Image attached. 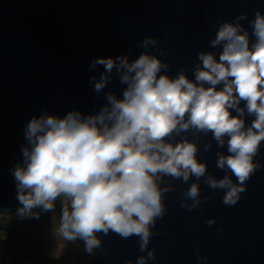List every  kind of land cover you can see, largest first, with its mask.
Segmentation results:
<instances>
[{
  "label": "clouds",
  "instance_id": "1",
  "mask_svg": "<svg viewBox=\"0 0 264 264\" xmlns=\"http://www.w3.org/2000/svg\"><path fill=\"white\" fill-rule=\"evenodd\" d=\"M245 19L241 13L219 25L209 44L222 51L218 59L213 51L197 53L194 80L183 69L169 75L171 65L148 51L158 44L152 36L143 39L144 51L131 61V51L93 59L92 69L105 67L98 80L90 78L94 90L101 93L115 69L126 85L122 97L105 93L107 103L96 114L72 110L60 118L42 112L26 124L23 160L12 169L22 205L18 215L39 219L55 213L59 201L62 239L83 241L85 253L94 256L102 245L98 233L136 236L139 251L147 254L135 264H147L157 258L148 246L166 213L165 194L176 188L166 177L184 183L195 177L181 201L188 211L210 199L201 197V178L214 192L224 191L223 204L236 205L246 182L264 167L254 162L264 142V14L257 10L249 21L255 37L251 45L240 23ZM246 116L254 118L247 126ZM189 131L197 137L211 133L218 149L227 146V155L216 152V167L226 172L222 178L208 173L207 163L198 159L197 142L184 135ZM212 146L204 143L203 150Z\"/></svg>",
  "mask_w": 264,
  "mask_h": 264
},
{
  "label": "water",
  "instance_id": "2",
  "mask_svg": "<svg viewBox=\"0 0 264 264\" xmlns=\"http://www.w3.org/2000/svg\"><path fill=\"white\" fill-rule=\"evenodd\" d=\"M257 10L264 14V0H0V213L22 207L12 169L23 160L24 130L34 116L47 112L63 118L72 110L96 114L107 103L105 93L122 97L126 85L115 69L102 92L94 90L90 78L98 80L105 67L92 69L93 59L131 51V61L144 51L143 39L152 36L158 44L148 51L171 65L169 75L183 69L194 80L197 53L213 51L218 59L222 51L209 44L221 23L246 13L240 23L249 32L250 45L255 41L249 21ZM252 119L245 117L246 126ZM184 135L197 142V157L207 163L208 173L222 178L226 172L216 167V152L227 155V146L218 149L211 133ZM209 141L212 149L205 152ZM254 162L264 165V142ZM165 179L176 188L165 194L166 213L152 229L148 246L156 249L157 258L147 264H264V167L246 182L247 190L234 206L223 204L224 191L214 192L201 178V197L210 199L188 211L181 201L195 177L187 183ZM209 219L215 220L211 226ZM97 235L102 245L85 264H135L147 254L139 251L136 236ZM75 242L84 247L83 241Z\"/></svg>",
  "mask_w": 264,
  "mask_h": 264
},
{
  "label": "rangeland",
  "instance_id": "3",
  "mask_svg": "<svg viewBox=\"0 0 264 264\" xmlns=\"http://www.w3.org/2000/svg\"><path fill=\"white\" fill-rule=\"evenodd\" d=\"M0 219L14 223L11 234L0 231V264H85L92 257L81 244L57 234L59 201L55 213H42L39 219L21 218L18 211L0 213Z\"/></svg>",
  "mask_w": 264,
  "mask_h": 264
},
{
  "label": "trees",
  "instance_id": "4",
  "mask_svg": "<svg viewBox=\"0 0 264 264\" xmlns=\"http://www.w3.org/2000/svg\"><path fill=\"white\" fill-rule=\"evenodd\" d=\"M14 229V223L10 222L6 219H0V231H5L8 233H12V230ZM25 237H27V235L23 234Z\"/></svg>",
  "mask_w": 264,
  "mask_h": 264
}]
</instances>
